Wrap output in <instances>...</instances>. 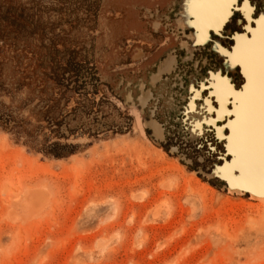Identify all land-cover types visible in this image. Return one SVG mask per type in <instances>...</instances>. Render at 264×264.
<instances>
[{
    "label": "rangeland",
    "instance_id": "374dc122",
    "mask_svg": "<svg viewBox=\"0 0 264 264\" xmlns=\"http://www.w3.org/2000/svg\"><path fill=\"white\" fill-rule=\"evenodd\" d=\"M190 1L194 10L196 0H0V264H264V201L227 193L192 171L210 163L198 157L218 144L214 133L198 146L173 134L157 144L148 134L161 136L160 125L154 121L151 133L144 124V109L171 132L174 118L186 116L181 127L194 139L204 122L234 113L231 164L246 174L255 168L262 179L261 159L253 149L242 155L237 138L241 119L254 110L245 65L264 55V16L251 30V3L256 16L264 2L245 0L239 9L252 38L237 35L226 62L239 63L247 76L244 91L234 94L220 69L195 88L199 73L222 59L209 43L194 46L209 42V30L227 18L202 29L199 16L186 12ZM241 18L235 12L225 28L242 31ZM181 27L195 31L186 36ZM221 42L212 48L232 43ZM208 79L219 104L215 119L213 100L194 103ZM11 82L18 85L3 87ZM104 103L119 110L126 127L90 131L100 122L118 127ZM10 114L19 125L6 122ZM65 117L80 126L63 133ZM169 145H180L194 165Z\"/></svg>",
    "mask_w": 264,
    "mask_h": 264
},
{
    "label": "water",
    "instance_id": "95a60500",
    "mask_svg": "<svg viewBox=\"0 0 264 264\" xmlns=\"http://www.w3.org/2000/svg\"><path fill=\"white\" fill-rule=\"evenodd\" d=\"M245 0H242V3H239L240 0H236L234 3L232 4V7H230V16L228 17L226 23L224 24V26L216 31L215 29L211 28L209 30V36H210V41L205 43V44H198L196 46H194V50L200 49L202 47H205L208 43L211 44V49L212 51H214L217 55H219L222 59L221 64H216L214 67L212 66L211 68L207 69L205 74L199 73L200 76L198 77V81H197V85L195 86V88L197 90H200V84L201 82V78H206L209 75V72H214L218 69H220L221 71V78L226 77L227 79H229V84L233 86V90L235 92H243L244 91V87L247 83V76L244 74L243 70H242V66L240 64H237L235 67H229L228 64L226 63L228 60V56H223L221 55V53L217 52L215 49H213V45L216 43V41L220 40L223 42V39H230L232 40V43L229 46H224V44L222 43L221 46L224 49H227L228 53H231L236 45V35H244L246 34L244 37L246 38V40H251L252 38V32L248 31L247 29V22L248 19L245 16V14L240 11L239 9L241 8L242 4L244 3ZM250 1V0H249ZM262 2H264V0H262ZM251 3V2H250ZM253 3H251V7L254 8L253 11V16H251V25H249V28L251 30L255 29L257 26V20L261 17V14L263 13L264 16V10H260L256 16H254V13L256 12V7H254V5H252ZM235 12H239L242 14V18L238 19V23L239 21H241V23L243 22L244 25H242V31L238 32V31H231V30H227L226 24L232 20V16L235 14ZM240 24V23H239ZM182 34L189 36L190 34H192L195 31L194 27H188L186 29L182 28ZM215 35L217 37H215ZM174 55V54H173ZM258 70L261 73L262 76V90L261 93L256 97V102L258 103V105L262 108L259 111H262V117L261 119L258 121L257 116H255V127L252 129L251 131V140H252V148L254 150V152L258 155V157L261 159L262 161V167H261V173H262V179L259 178V175L257 174V170H255V168L252 170L251 173L246 174L244 172V170L242 168L236 167V166H228L229 164H231L232 159L234 157V154L229 151L228 149V136L230 134V127L228 125L229 121H232L234 119V113H226V116L223 117V119H219L217 124H212L210 123V125H208L206 122L203 123L202 126V132L195 137L194 139H191L190 136L191 134L186 133L185 128H182L181 126V122L182 120H184L186 118V116H176V118H174L175 120L178 121V124H169L172 125L174 129H172V132L166 128V131L163 135V138L160 139H155V136L151 135L150 133L148 134L149 137L156 142L157 144H161L163 142H165L168 139V135H172L173 137H175L176 139L180 140L181 138L184 139L181 143L184 144L185 146H188L189 144H193V145H199L200 141L198 140V138H202V137H206L208 136V134L210 133H214V137H216V140L218 141V144L216 146H213L212 143L207 144L209 147V151L207 152L208 154V158L204 157V155L199 154V160L200 161H204L205 162H209L210 163H206L205 168H201L198 167L197 169H192V171L194 173L199 174L202 178H204V180L213 183L216 187H218L221 190H224L227 193H231V194H239V195H247L249 197H252L256 200H262L264 201V152H260L258 147L260 148H264V56L260 57V64L257 66ZM231 75H230V74ZM237 74L239 75V77L237 78ZM9 87H15L16 83L15 82H11L10 84H7ZM203 87L207 90V93L201 95V100L200 101H196L194 102L195 104L199 103H203L205 100H213V109L214 112L211 116L212 119H215L217 116V110L219 109V104L216 101L215 96H212V92L214 90L213 86H210V80L208 79L207 82L203 85ZM195 92H192V95ZM188 103V102H187ZM107 105L109 107H111L112 111L116 113V115L118 116V118L120 119L119 124L117 125L118 127H116V125L114 123H109V122H103V123H99L97 124L92 130H90L93 133L98 132L99 130H102L104 128H121V127H126L128 121L126 119H124L123 117H121V114L119 113V110L112 105L111 103H104V105ZM182 105V104H180ZM226 109L230 112L231 110H233V98L230 97L229 101H228V105L226 106ZM141 110V109H140ZM158 110V107H157ZM179 112L182 111V109L178 110ZM142 114H143V118H144V124L145 126L148 128V130L151 131V133H153V128H150L149 126H147V123L150 121V119H147L145 117L146 115V111L141 110ZM84 115L86 116L85 112H83ZM73 117H76V115H72ZM71 115L67 117H65L64 119V127L61 126L60 130L63 133H69L72 130L77 129L78 125L77 123L73 126H70L69 121L66 122V118L67 120L70 119V121H75V119L71 118ZM94 116H98V113H94V115L92 116L94 119ZM87 118V117H86ZM153 120L157 121V119ZM123 122L125 123V125L123 124ZM159 123V122H158ZM80 124V123H79ZM81 127H83V125H81ZM224 127L223 131H222V135L220 136L218 134V128H222ZM122 129V128H121ZM222 130V129H221ZM179 136V137H178ZM220 146V147H219ZM183 147V146H182ZM261 149V150H262ZM181 146H177V145H169L168 146V151L170 153H174L177 154L178 156H180V158L184 161H188L186 164L190 167L191 165H194V160L193 158L189 157V155L187 153H185V151H181ZM203 152V151H202ZM217 153V155H215ZM215 156H217L216 160L213 161V159L215 158ZM226 166V167H224Z\"/></svg>",
    "mask_w": 264,
    "mask_h": 264
},
{
    "label": "bare ground",
    "instance_id": "6f19581e",
    "mask_svg": "<svg viewBox=\"0 0 264 264\" xmlns=\"http://www.w3.org/2000/svg\"><path fill=\"white\" fill-rule=\"evenodd\" d=\"M230 3H229V10L225 7V2H227V0H196V3L194 4V10L192 9L193 8V3L192 1H190L187 5V9H186V12L187 14H191L192 11H194V13H196L198 16H199V21H198V24L200 25V27L202 29H205L208 25L212 24V25H220L222 24L225 19L230 16L229 14V11H230V7H232V4H235L234 2L236 0H229ZM228 3V2H227ZM245 4H247L245 2ZM229 14V16H228ZM206 15V16H205ZM226 19V21H227ZM196 20V19H195ZM194 20V21H195ZM193 19H190V22H192ZM226 21L224 22V24L226 23ZM223 24V26H224ZM222 26V27H223ZM221 27V28H222ZM220 28V29H221ZM207 29V28H206ZM260 29L262 30V33L264 35V22L263 23H260ZM201 30V29H200ZM207 31V30H206ZM208 32V31H207ZM201 33V32H200ZM208 34V37L207 39L210 38L209 36V32L207 33ZM237 36V35H236ZM235 36V37H236ZM206 40V39H205ZM220 47L222 48V52L220 51H217L215 48V50L219 53H221V55L223 56H228V59H229V56H230V53H228L227 49H224L221 45ZM240 49H241V46H239ZM240 51L242 50H239L238 49V56H240ZM256 52V51H255ZM258 52V51H257ZM252 55V54H251ZM264 56V55H263ZM169 57V56H168ZM174 58V57H172ZM171 58V59H172ZM168 62V60H166ZM173 62V60H172ZM171 64V63H170ZM178 64V59L176 58V62L174 65L177 66ZM239 64V63H237ZM260 64V60H257V59H253V60H250L248 61V63H246L245 65V71L246 73L249 75V95L250 97L253 98L254 102H253V107H254V110H253V114L250 118L248 119H245V118H242L241 119V122H240V131H239V135H238V138H237V145H238V149H239V152L242 154V155H246L250 150H252V140H251V131L252 129L255 127V116H257L258 118V121L261 119L262 117V111H259L261 110L262 108L258 105V103L256 102V97L261 93V86H262V78L260 77V71L258 70V65ZM163 65V64H162ZM234 65V64H233ZM233 65H228L230 68L234 67ZM170 66V65H169ZM158 68V67H157ZM168 68V67H167ZM166 68V69H167ZM172 68V67H170ZM174 68V66H173ZM165 69V68H164ZM169 71V70H168ZM167 71V72H168ZM157 72V70L155 72H153V76L154 74ZM224 82V80H223ZM195 84V83H194ZM226 83H221L219 88L221 90H225L227 92H229V88L227 85H225ZM230 87V86H229ZM231 88V87H230ZM232 91L234 92V94H237V93H240V92H235L232 88ZM222 92V91H221ZM227 94V93H226ZM228 95V94H227ZM144 97V101L146 102V99H148V97H145L144 95H142ZM224 96H226L224 94ZM138 98H141V94L138 95ZM225 98V97H224ZM148 102V101H147ZM221 109V108H220ZM153 118V117H152ZM235 118V117H234ZM153 119L150 120L149 122V125L153 128L154 130V124L155 122L158 123L157 121H155ZM154 122V124H153ZM162 129V134L161 136H155L157 139H160V138H163V135L166 131V126L163 128V125L158 123ZM164 124V123H163ZM156 126V124H155ZM184 128V127H182ZM156 129V128H155ZM155 131V130H154ZM159 131V130H158ZM157 131V132H158ZM186 131V130H185ZM161 132V131H160ZM186 133H188L186 131ZM231 133V132H230ZM160 135V134H159ZM259 149H262L260 147H258ZM229 149L231 150V148L229 147ZM264 149V148H263ZM232 151V150H231ZM233 152V151H232ZM235 154V153H234ZM235 159H236V154H235ZM228 166H236V167H239L241 168L240 166L237 165L236 163V160H234V165L233 164H229ZM226 167V166H224ZM31 188V187H30ZM11 215V214H10Z\"/></svg>",
    "mask_w": 264,
    "mask_h": 264
},
{
    "label": "trees",
    "instance_id": "16d2710c",
    "mask_svg": "<svg viewBox=\"0 0 264 264\" xmlns=\"http://www.w3.org/2000/svg\"><path fill=\"white\" fill-rule=\"evenodd\" d=\"M17 85H18V84H16V86H17ZM19 85H20V84H19ZM16 86H15V87H16ZM3 87L8 89L9 86H8V85L5 86V85L3 84ZM11 87H12V86H11ZM9 88H10V87H9ZM52 115L55 117V112L52 113ZM11 116H12V114H10V115H6V117H5L6 122H8L10 126H12V125L15 124V123L18 124V123H19V122H18L19 120L16 121V119L11 118ZM12 117H13V116H12ZM18 125H19V124H18ZM55 144H56V143H55ZM54 148H55V147H53V146H49V147H47L46 149H47L48 152H50V154H52V155H55V156H62V155H61V152H58V153H57V150H55L56 148H55V149H54ZM56 153H57V154H56ZM246 197H248V196H246Z\"/></svg>",
    "mask_w": 264,
    "mask_h": 264
},
{
    "label": "flooded vegetation",
    "instance_id": "af4514ba",
    "mask_svg": "<svg viewBox=\"0 0 264 264\" xmlns=\"http://www.w3.org/2000/svg\"><path fill=\"white\" fill-rule=\"evenodd\" d=\"M230 41L232 42V40H230ZM238 49H239V47L236 48L235 53L232 54L233 58H238V57H239V56L237 55V54H238Z\"/></svg>",
    "mask_w": 264,
    "mask_h": 264
}]
</instances>
